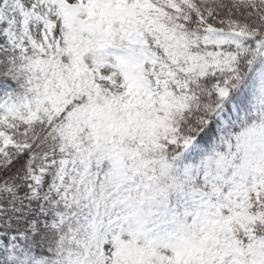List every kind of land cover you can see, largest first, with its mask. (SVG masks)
Here are the masks:
<instances>
[{"label":"snow or ice","instance_id":"obj_1","mask_svg":"<svg viewBox=\"0 0 264 264\" xmlns=\"http://www.w3.org/2000/svg\"><path fill=\"white\" fill-rule=\"evenodd\" d=\"M0 264H264V0H0Z\"/></svg>","mask_w":264,"mask_h":264}]
</instances>
